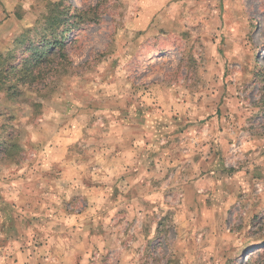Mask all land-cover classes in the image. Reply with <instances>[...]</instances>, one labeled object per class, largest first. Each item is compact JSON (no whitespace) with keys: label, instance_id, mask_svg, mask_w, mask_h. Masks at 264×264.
<instances>
[{"label":"rangeland","instance_id":"rangeland-1","mask_svg":"<svg viewBox=\"0 0 264 264\" xmlns=\"http://www.w3.org/2000/svg\"><path fill=\"white\" fill-rule=\"evenodd\" d=\"M0 58V264H264V0H0Z\"/></svg>","mask_w":264,"mask_h":264},{"label":"trees","instance_id":"trees-1","mask_svg":"<svg viewBox=\"0 0 264 264\" xmlns=\"http://www.w3.org/2000/svg\"><path fill=\"white\" fill-rule=\"evenodd\" d=\"M57 11L58 14L55 15H48L46 16L45 23H44V29L43 31L45 33L49 32L52 36V41H47L42 44H37L36 46L33 45L31 41H29V45L27 46V50H31L33 52L32 62H36L35 64L39 63L40 61L46 59L49 56L48 47L51 46H59L64 47L66 44V38L67 35H65L66 32H68V29H62L63 27H66V24H69V19H66L65 14L66 10L65 8L60 9L61 5H57ZM71 29H74L73 27ZM59 33H56V32ZM61 36V38H60ZM1 59V58H0ZM38 61V62H37ZM6 62V61H5ZM13 69L18 66H12ZM0 75L1 72H0ZM32 77V72H29L28 70L24 71L22 74V80L21 82H26L29 78ZM25 85L28 84V82L24 83ZM15 88V87H12ZM8 91L12 89H7Z\"/></svg>","mask_w":264,"mask_h":264},{"label":"bare ground","instance_id":"bare-ground-1","mask_svg":"<svg viewBox=\"0 0 264 264\" xmlns=\"http://www.w3.org/2000/svg\"><path fill=\"white\" fill-rule=\"evenodd\" d=\"M256 252V251H255ZM252 255V254H251ZM247 258H249V257H247Z\"/></svg>","mask_w":264,"mask_h":264}]
</instances>
